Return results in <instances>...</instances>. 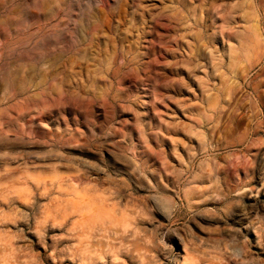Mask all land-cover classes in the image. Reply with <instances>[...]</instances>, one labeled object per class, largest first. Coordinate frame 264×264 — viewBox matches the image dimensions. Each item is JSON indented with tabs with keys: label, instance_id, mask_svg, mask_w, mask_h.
<instances>
[{
	"label": "rangeland",
	"instance_id": "1",
	"mask_svg": "<svg viewBox=\"0 0 264 264\" xmlns=\"http://www.w3.org/2000/svg\"><path fill=\"white\" fill-rule=\"evenodd\" d=\"M0 264H264V0H0Z\"/></svg>",
	"mask_w": 264,
	"mask_h": 264
},
{
	"label": "bare ground",
	"instance_id": "2",
	"mask_svg": "<svg viewBox=\"0 0 264 264\" xmlns=\"http://www.w3.org/2000/svg\"><path fill=\"white\" fill-rule=\"evenodd\" d=\"M255 158H256V156H255ZM255 160H256L255 163L257 165H259L260 158L255 159ZM83 191H84V199H83V201H84V207H83L84 212L81 215V217L83 219L82 220V223H83L82 226L84 227L83 228L84 234L86 236L88 235L87 239H89L92 236V234H96L99 232L106 233L107 231L112 230V228L110 227L111 224L109 223L110 225H108L107 220H105V218L101 216L104 213L109 214V212L107 211L108 205L106 204V200L102 199L100 201V204L101 203L102 204L100 205L96 202L97 201V198L95 197L96 191L93 188H86ZM2 193H3V190H2ZM75 206H76V204H75ZM112 209L114 210L113 207H112ZM167 211L169 213L171 211V208H168ZM63 218H65V217H63ZM66 219L67 218H65L64 221H66ZM109 219L111 220V217H109ZM64 224H65V222H64ZM64 224H62V225H64Z\"/></svg>",
	"mask_w": 264,
	"mask_h": 264
}]
</instances>
